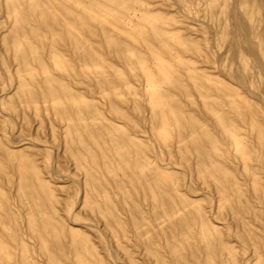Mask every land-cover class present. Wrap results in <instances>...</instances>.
<instances>
[{
  "label": "rangeland",
  "instance_id": "rangeland-1",
  "mask_svg": "<svg viewBox=\"0 0 264 264\" xmlns=\"http://www.w3.org/2000/svg\"><path fill=\"white\" fill-rule=\"evenodd\" d=\"M0 264H264V0H0Z\"/></svg>",
  "mask_w": 264,
  "mask_h": 264
},
{
  "label": "bare ground",
  "instance_id": "bare-ground-1",
  "mask_svg": "<svg viewBox=\"0 0 264 264\" xmlns=\"http://www.w3.org/2000/svg\"><path fill=\"white\" fill-rule=\"evenodd\" d=\"M234 43L237 44V42H234ZM234 43H233V44H234ZM249 43H250V42H249ZM248 47H249V46H248ZM234 54H235V53H234ZM70 73H71V72H70ZM173 74H174V73H173ZM146 99H147V98H146ZM146 101H147V100H146ZM164 115H165V114H164ZM83 145H84V144H83ZM23 164H24V163H23ZM23 164H22V165H23ZM141 167H142V165H141ZM137 168H138V167H137ZM18 169H19V168H18ZM21 169H22V168H21ZM139 171H140V170H139ZM143 173H144V172H143ZM143 173H142V174H143ZM40 179H41V177H40ZM97 179H98V178H96V180H97ZM39 183L41 184V182H39ZM36 188H37V187H36ZM37 189H38V188H37ZM38 190H39V189H38ZM80 257H81V256H80ZM90 257H91V256H90Z\"/></svg>",
  "mask_w": 264,
  "mask_h": 264
}]
</instances>
